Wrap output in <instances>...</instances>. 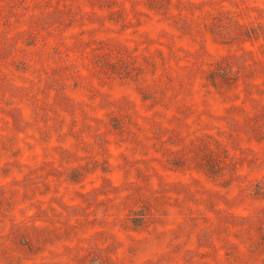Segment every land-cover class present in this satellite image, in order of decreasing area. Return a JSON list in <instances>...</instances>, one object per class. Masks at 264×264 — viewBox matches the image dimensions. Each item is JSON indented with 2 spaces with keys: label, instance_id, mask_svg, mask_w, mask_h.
<instances>
[{
  "label": "rangeland",
  "instance_id": "obj_1",
  "mask_svg": "<svg viewBox=\"0 0 264 264\" xmlns=\"http://www.w3.org/2000/svg\"><path fill=\"white\" fill-rule=\"evenodd\" d=\"M0 264H264V0H0Z\"/></svg>",
  "mask_w": 264,
  "mask_h": 264
}]
</instances>
